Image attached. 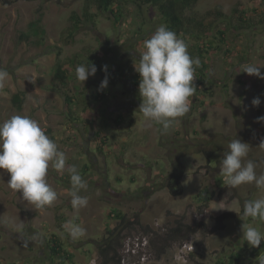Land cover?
Returning <instances> with one entry per match:
<instances>
[{"label": "rangeland", "instance_id": "374dc122", "mask_svg": "<svg viewBox=\"0 0 264 264\" xmlns=\"http://www.w3.org/2000/svg\"><path fill=\"white\" fill-rule=\"evenodd\" d=\"M238 4L264 10L261 0H201L195 11L205 13L221 6L230 15ZM84 6L85 0H0V68L8 73L0 88V123L13 115L36 120L42 128L52 130L48 137L66 158L64 170L49 167L46 179L57 199L42 209H35L22 193L10 189V174L0 169V264H50L44 253L52 234L66 243L74 264H100L96 243L117 224L109 217L110 210L127 215L142 212V223L159 234L176 220L202 224L188 242L195 248L193 253L182 252V245L177 244L161 259L157 257L147 264H221V259L230 260L234 253L247 255L250 249L242 238L244 221L236 212L242 213L247 200L264 198V190L254 184L219 187L217 181L223 153L236 138L249 144L247 159L256 163L257 175L264 174V147L260 146L264 142V121L258 120L264 117V79L240 72L255 64L264 73V26L229 35L230 55L221 53L207 61L214 82L213 101L207 100V106L198 111L190 109L164 133L138 111L142 99L134 87L119 82L116 76L121 61L139 63L144 38L162 24L160 14L152 7L138 9L128 4V14L118 27L110 13L92 9L98 16L96 28L85 23L74 41L64 45L70 16L74 12L82 14ZM32 23L43 29V41ZM76 54L107 66V72L97 71L85 84L76 79L78 65L68 66L71 94L77 102L86 100L89 109L101 115L87 126L70 122L55 79L58 65L69 64ZM240 57L247 59L240 61ZM105 76L109 82L103 90H108V96L96 100L94 95L103 91L99 85ZM19 91L26 92L21 109L12 103ZM257 97L261 103L254 106L252 101ZM82 105L77 112L83 113ZM118 114L125 120L121 125L115 122ZM95 132H101L100 137ZM214 136L220 140L219 151L208 159L206 152L211 149L200 144ZM103 137L110 142L101 155L97 149ZM146 164L148 168L143 167ZM72 165L80 175L86 165L90 167L89 175L84 177L87 188L80 192L88 204L78 210L71 205L72 184L67 169ZM178 176L183 192L174 196L168 188L170 183L177 186L174 178ZM202 190L209 192L211 200L200 214L196 197ZM225 214H232L234 220L216 230L218 218ZM60 215H65L67 221L58 222ZM59 224L65 227L67 236ZM73 225L82 227L84 234L73 238ZM255 226L264 233V221ZM244 256L241 264H262L259 257L250 261Z\"/></svg>", "mask_w": 264, "mask_h": 264}, {"label": "trees", "instance_id": "16d2710c", "mask_svg": "<svg viewBox=\"0 0 264 264\" xmlns=\"http://www.w3.org/2000/svg\"><path fill=\"white\" fill-rule=\"evenodd\" d=\"M200 1L201 0H85L83 13L78 14L74 12L70 16L71 25L63 34V42L64 45L72 43L77 33L84 28L85 23L96 28V18L98 16L92 9H96L99 13H110L114 22H116V26L119 27L128 14V4H134L138 9H142L143 7L154 8L160 14L162 24L167 25L170 30L177 34L178 38L185 41L191 57H198L200 59V66L196 68L194 74L195 94L189 98L190 109L198 111L207 106V100L210 99L213 101L215 97L214 82L213 79H211L210 68L207 61L216 58L221 53L225 54V56L230 55L231 51L228 49L230 34L239 33L240 31L256 30L264 26V10H260L259 8H244L241 4H238L230 15L226 14L221 6H216L205 13H198L195 11V7ZM261 1L264 2V0ZM31 27L34 28L35 33L41 35L40 40L43 41L45 33L42 28L40 29V27H38V23H32ZM151 35L152 33L144 38L143 45L144 41L150 38ZM143 51L144 46L142 47V52ZM246 59L247 57H240V61H245ZM90 63L96 66L97 71L103 70L106 65L105 62H95V58L88 57L83 59L80 54H76L69 59V64L60 63L55 72L56 82L60 86L58 88L55 87L64 97L65 111L72 124L80 125L82 123L87 126L89 123L92 125V123L94 124L98 119H101L100 112L90 110L89 105H86L88 104L86 100L82 102L79 100L77 102L68 87L71 80V76L69 77V75H67L69 73V68ZM116 76L119 82L129 83L134 87L136 93H139L140 76L135 71L132 63L125 60L121 61ZM117 80H115L114 83H116ZM107 92L108 90L99 91L94 97L96 100L106 99L108 96ZM122 93L127 95L126 90H123ZM25 95V91H19L13 95L12 103L18 109L23 107ZM85 96L87 97V93ZM80 104H83L82 106L85 108L83 113L77 112ZM124 121V117L118 114L115 119L117 125H121ZM133 122L134 120L131 119L130 125H132ZM42 129L47 136L52 132L48 127ZM95 135L96 137H100L101 132H95ZM105 138H101V144L97 149L101 155H103L104 150L109 147L110 141H107L108 139ZM219 142L218 136L217 138L214 136L200 144V146H208L211 149L210 152H206L208 159L219 151ZM123 146H125V144H123ZM208 162H211V160H208ZM147 166L146 164V166L143 167ZM149 167H151V165H149ZM211 168L214 169L213 167ZM89 171L90 167L86 165L81 175L83 179H85L84 177H86L87 174L89 175ZM174 180L177 186L175 187V184L170 183L168 188L169 192L174 196L181 195L183 192L181 177L178 176L174 178ZM222 181L223 177L221 176L219 182L217 181L219 187L223 185ZM161 189L160 187L157 190ZM196 199L200 202L198 210L199 213L202 214L204 209L208 208L211 200L209 192L202 190L197 195ZM108 215L111 219L116 220L117 224L113 229L107 231L106 236L96 243L100 264H121L120 253L123 247V240L128 233L132 235V233L138 232L149 235L154 253L153 259L157 257L161 259L174 245H183L190 242L202 226L201 223L195 225L188 224L186 219L176 220L163 234H159L142 223V212L138 211L127 215L123 211L110 210ZM57 219L59 220L58 222L67 221L65 215H60ZM76 220L78 219L76 218ZM232 220H234L232 214H225L219 217V225H217L216 230L222 229L223 226H225L224 222L226 223ZM59 227V229L65 231L64 234L67 236L68 234L64 229L65 227L61 224H59ZM46 243L47 247L44 254L50 264H55L56 262L61 264H74V255L67 251L66 243L63 242L60 236L52 234ZM230 257V260L229 258L221 259V261H224L221 264L242 263L243 254L234 253V255ZM153 259H151L150 262ZM228 260L229 262H226Z\"/></svg>", "mask_w": 264, "mask_h": 264}, {"label": "clouds", "instance_id": "9594fccd", "mask_svg": "<svg viewBox=\"0 0 264 264\" xmlns=\"http://www.w3.org/2000/svg\"><path fill=\"white\" fill-rule=\"evenodd\" d=\"M143 46L144 51L139 54V63L134 61L133 64L140 76L139 95L142 102L139 111L146 121L159 125L161 131L167 133L179 122V118L190 111L189 98L196 90L194 74L201 62L198 57H191L185 41L178 38L165 24L159 25L151 37L144 41ZM260 69L261 67L255 64H249L240 72L264 79V73H261ZM103 70L107 72L106 65ZM96 72L94 64H80L75 69V76L85 84ZM7 77V71L0 68V88ZM108 82L105 76L99 90L107 88ZM260 103L258 97L252 101L254 106H259ZM258 120L264 121V117H259ZM260 146L264 147V142ZM248 155L249 144L239 138L228 143L219 167L223 185L237 188L254 184L258 190H264V174L257 175V165L247 159ZM65 165V154L46 135L36 120L25 115H13L0 123V169L10 174L8 187L22 193L23 199L35 209L50 206L57 199V193L48 184L46 177L49 167L61 171L65 169ZM67 170L72 184V207L77 210L86 207L88 199L80 195L81 190L87 188L86 181L75 165ZM236 213L244 221L242 238L251 246L259 247L264 240V233L255 225L264 221V198L247 200L242 213ZM249 220L251 224L246 222ZM70 234L73 238L82 236L84 229L73 225ZM185 245L188 250L182 251ZM181 251L189 255L195 248L187 242L181 246Z\"/></svg>", "mask_w": 264, "mask_h": 264}, {"label": "built area", "instance_id": "2783aa9c", "mask_svg": "<svg viewBox=\"0 0 264 264\" xmlns=\"http://www.w3.org/2000/svg\"><path fill=\"white\" fill-rule=\"evenodd\" d=\"M188 250L185 245L182 251ZM121 264H147L153 259L154 254L151 248L149 235L144 233H132L123 241L121 250Z\"/></svg>", "mask_w": 264, "mask_h": 264}, {"label": "flooded vegetation", "instance_id": "af4514ba", "mask_svg": "<svg viewBox=\"0 0 264 264\" xmlns=\"http://www.w3.org/2000/svg\"><path fill=\"white\" fill-rule=\"evenodd\" d=\"M248 247L245 248V250H247ZM250 249V250H249ZM249 251L250 252H247L246 251V254L247 255H243L244 257L248 258L250 261L253 259V258H256V257H259L261 258V262L262 264H264V240L261 241V244L259 247H253L249 244Z\"/></svg>", "mask_w": 264, "mask_h": 264}]
</instances>
